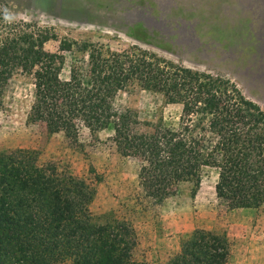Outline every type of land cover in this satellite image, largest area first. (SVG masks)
I'll use <instances>...</instances> for the list:
<instances>
[{"label":"trees","instance_id":"obj_1","mask_svg":"<svg viewBox=\"0 0 264 264\" xmlns=\"http://www.w3.org/2000/svg\"><path fill=\"white\" fill-rule=\"evenodd\" d=\"M47 40L0 16V108L12 76H29L34 93L27 124L62 134L76 147L80 128H112L117 153L139 162L138 183L153 204L184 183L192 184L194 197L206 168L217 172L215 195L229 209L264 204V111L235 85L145 52L104 54L86 47L87 75L72 68L63 80L62 57L44 49ZM134 85L181 104L178 125L117 112L116 95ZM94 196L85 180L40 164L34 151L1 152L0 264H147L134 259L138 239L128 221L94 222ZM230 255L224 234L196 229L165 264H227Z\"/></svg>","mask_w":264,"mask_h":264},{"label":"rangeland","instance_id":"obj_2","mask_svg":"<svg viewBox=\"0 0 264 264\" xmlns=\"http://www.w3.org/2000/svg\"><path fill=\"white\" fill-rule=\"evenodd\" d=\"M160 1L166 2L0 0V16L7 8L14 19L3 21L48 37L44 49L62 57L63 80H68L72 68L87 75L85 47L104 54L141 51L227 80L264 111V83L255 79L257 67L251 58L256 51V35L251 32L255 7L244 9L242 0H174L165 6ZM148 16L166 19L168 29L150 24ZM181 22L193 27L200 44L179 40L176 26ZM33 93L29 76L15 74L8 82L0 108V153L31 150L40 164L53 163L59 172L85 180L95 190L89 206L95 223L126 220L133 226L138 239L133 253L136 261L165 264L178 252L182 239L202 229L228 238L231 255L227 264H264V204L257 209H229L215 195L217 172L206 168L194 197L192 184L184 183L174 196L155 205L139 186V162L117 153L112 128L92 133L82 127L80 147L70 145L62 134L49 135L42 126L27 124ZM113 107L167 128L178 125L181 112V104L168 103L161 94L136 85L119 92Z\"/></svg>","mask_w":264,"mask_h":264},{"label":"flooded vegetation","instance_id":"obj_3","mask_svg":"<svg viewBox=\"0 0 264 264\" xmlns=\"http://www.w3.org/2000/svg\"><path fill=\"white\" fill-rule=\"evenodd\" d=\"M160 4H163L162 1H160ZM174 0H166V2L163 4L164 6L170 3H173ZM241 6L244 9H252V7H255L254 11V20H255V26L254 28L251 27V32H253L256 35V51L254 55H252V59L254 60L256 67H257V73L255 75V79L261 83H264V0H242ZM148 22L150 24H153L155 27L163 28L164 30L168 29L166 24V19L160 18L159 20L153 19L150 16L146 17ZM189 23L181 22V25H177V33L179 35V40L181 42H192L193 45L200 44V42L196 41L195 31L193 27ZM193 40V41H192Z\"/></svg>","mask_w":264,"mask_h":264},{"label":"clouds","instance_id":"obj_4","mask_svg":"<svg viewBox=\"0 0 264 264\" xmlns=\"http://www.w3.org/2000/svg\"><path fill=\"white\" fill-rule=\"evenodd\" d=\"M14 13L10 12L7 8L3 10V18L6 22H11L14 19Z\"/></svg>","mask_w":264,"mask_h":264},{"label":"crops","instance_id":"obj_5","mask_svg":"<svg viewBox=\"0 0 264 264\" xmlns=\"http://www.w3.org/2000/svg\"><path fill=\"white\" fill-rule=\"evenodd\" d=\"M167 262V261H166Z\"/></svg>","mask_w":264,"mask_h":264}]
</instances>
